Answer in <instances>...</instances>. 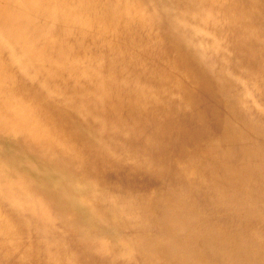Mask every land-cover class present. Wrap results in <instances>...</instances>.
<instances>
[{
  "label": "bare ground",
  "instance_id": "1",
  "mask_svg": "<svg viewBox=\"0 0 264 264\" xmlns=\"http://www.w3.org/2000/svg\"><path fill=\"white\" fill-rule=\"evenodd\" d=\"M148 6L0 0V264H264V0Z\"/></svg>",
  "mask_w": 264,
  "mask_h": 264
},
{
  "label": "rangeland",
  "instance_id": "2",
  "mask_svg": "<svg viewBox=\"0 0 264 264\" xmlns=\"http://www.w3.org/2000/svg\"><path fill=\"white\" fill-rule=\"evenodd\" d=\"M166 1V3H169L170 5H171V0H165ZM179 1H182V0H179ZM153 3V0H142V4L144 5H146L148 8H149V6L148 5H150L151 6V4ZM176 10V9H175ZM166 22V20H163V24ZM164 36H165V32H164ZM79 115H81V114H79Z\"/></svg>",
  "mask_w": 264,
  "mask_h": 264
}]
</instances>
